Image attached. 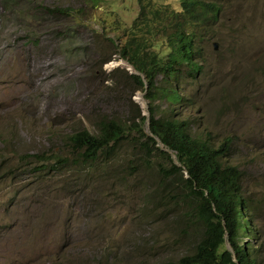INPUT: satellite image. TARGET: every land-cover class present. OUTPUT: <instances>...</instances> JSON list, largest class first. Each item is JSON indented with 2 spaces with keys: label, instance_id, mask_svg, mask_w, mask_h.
Returning <instances> with one entry per match:
<instances>
[{
  "label": "rangeland",
  "instance_id": "374dc122",
  "mask_svg": "<svg viewBox=\"0 0 264 264\" xmlns=\"http://www.w3.org/2000/svg\"><path fill=\"white\" fill-rule=\"evenodd\" d=\"M138 11V0H0V264H177L202 239L186 171L144 151L140 131L112 158L84 161L68 143L102 119L129 124L137 106L149 115L116 46ZM201 58L181 80L186 99L156 103L214 146L228 140L257 232L242 243L264 264V0H225ZM41 153L65 160L41 169Z\"/></svg>",
  "mask_w": 264,
  "mask_h": 264
},
{
  "label": "trees",
  "instance_id": "16d2710c",
  "mask_svg": "<svg viewBox=\"0 0 264 264\" xmlns=\"http://www.w3.org/2000/svg\"><path fill=\"white\" fill-rule=\"evenodd\" d=\"M90 1L99 4L106 0ZM224 1L180 0L177 9L170 3L138 0V14L122 35L118 34L120 43L116 46L119 56L139 72L131 73L130 77L137 88L146 90L149 115L137 106L129 124L114 118L102 119L95 132L82 129L68 136L73 151L84 161H94L102 153L107 158L116 153L129 130L140 131L146 136L145 142L139 140L144 151L168 160L173 171H186L185 181L199 200L197 213L205 229L194 252L181 257L177 264L258 262L253 245L242 243L247 232L254 237L257 232L251 205L240 189L241 171L224 161L228 140L214 146L209 137L192 133L188 119L172 115L170 108L161 111V103H156L166 99L171 107L186 99L181 80L195 79L203 69V42L213 36ZM70 10L58 12L71 16L77 12ZM111 28L119 31L120 22L115 20ZM147 121L150 134L142 127ZM34 156L41 162V169H45L49 158L56 157L59 165L65 160L45 153ZM246 212L249 216L244 224Z\"/></svg>",
  "mask_w": 264,
  "mask_h": 264
},
{
  "label": "water",
  "instance_id": "95a60500",
  "mask_svg": "<svg viewBox=\"0 0 264 264\" xmlns=\"http://www.w3.org/2000/svg\"><path fill=\"white\" fill-rule=\"evenodd\" d=\"M214 47L217 48V44H216V43H214ZM132 67H133V66H132Z\"/></svg>",
  "mask_w": 264,
  "mask_h": 264
}]
</instances>
